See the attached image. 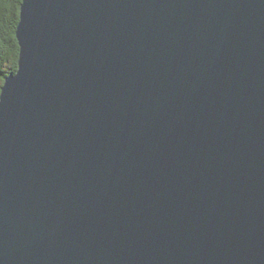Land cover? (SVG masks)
<instances>
[{
  "label": "water",
  "instance_id": "95a60500",
  "mask_svg": "<svg viewBox=\"0 0 264 264\" xmlns=\"http://www.w3.org/2000/svg\"><path fill=\"white\" fill-rule=\"evenodd\" d=\"M0 88V264H264V0H21Z\"/></svg>",
  "mask_w": 264,
  "mask_h": 264
},
{
  "label": "trees",
  "instance_id": "16d2710c",
  "mask_svg": "<svg viewBox=\"0 0 264 264\" xmlns=\"http://www.w3.org/2000/svg\"><path fill=\"white\" fill-rule=\"evenodd\" d=\"M21 0H0V88L17 70L19 47L15 37Z\"/></svg>",
  "mask_w": 264,
  "mask_h": 264
}]
</instances>
